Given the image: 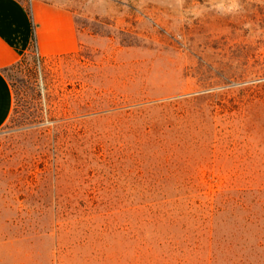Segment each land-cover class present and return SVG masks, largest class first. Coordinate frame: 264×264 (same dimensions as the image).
Returning <instances> with one entry per match:
<instances>
[{"label":"rangeland","instance_id":"1","mask_svg":"<svg viewBox=\"0 0 264 264\" xmlns=\"http://www.w3.org/2000/svg\"><path fill=\"white\" fill-rule=\"evenodd\" d=\"M70 12L5 75L0 264H264V0H19Z\"/></svg>","mask_w":264,"mask_h":264},{"label":"crops","instance_id":"2","mask_svg":"<svg viewBox=\"0 0 264 264\" xmlns=\"http://www.w3.org/2000/svg\"><path fill=\"white\" fill-rule=\"evenodd\" d=\"M77 31L65 9L39 5L33 14L19 0H0V129L13 111L12 88L5 75L36 44L43 56L73 53Z\"/></svg>","mask_w":264,"mask_h":264}]
</instances>
